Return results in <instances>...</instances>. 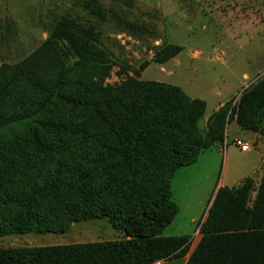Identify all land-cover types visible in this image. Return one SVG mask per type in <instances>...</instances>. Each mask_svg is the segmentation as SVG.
I'll list each match as a JSON object with an SVG mask.
<instances>
[{
    "label": "trees",
    "instance_id": "1",
    "mask_svg": "<svg viewBox=\"0 0 264 264\" xmlns=\"http://www.w3.org/2000/svg\"><path fill=\"white\" fill-rule=\"evenodd\" d=\"M85 5L92 24L61 16L30 54L0 65V234L103 217L121 237L0 247V264H151L187 250L190 235L160 233L177 210L173 172L210 147L196 127L204 102L156 80L103 83L119 62L101 39L114 12ZM234 99L208 115L212 141L231 119L264 136V77ZM250 180L217 187L184 264H264V169L252 198Z\"/></svg>",
    "mask_w": 264,
    "mask_h": 264
},
{
    "label": "rangeland",
    "instance_id": "2",
    "mask_svg": "<svg viewBox=\"0 0 264 264\" xmlns=\"http://www.w3.org/2000/svg\"><path fill=\"white\" fill-rule=\"evenodd\" d=\"M97 1L114 12V15H109V23L103 24L101 39L119 61L112 66L103 83H118L126 76L156 80L179 86L187 95L205 102V110L196 120V127L211 149L186 171L176 173L172 181L173 201L184 205L185 210L193 195L203 196L208 188L207 181L210 186L214 181H229L239 162L249 159L252 162L256 158V152L251 149L254 148L262 152L263 160L259 168L249 175L247 196L252 198L264 169V136L245 129L251 138L238 135L225 142V123L222 139L212 141L207 134L206 114L224 98L225 88H231V97L237 99L243 88L264 77V0ZM85 3L93 7V0H0V65L16 63L30 54L61 16H75L81 22L86 18L92 24L93 15ZM118 26L126 29L116 30ZM175 48L177 51L172 58L166 59L162 68L153 61ZM142 62L146 64L141 66ZM120 63L124 70L118 75ZM244 74L249 79L245 80ZM238 81L246 82L241 90L234 88ZM235 139L247 141L251 146L245 150L238 148L234 144ZM210 154L214 157L216 170L211 164ZM199 187L202 188L200 192ZM216 189L210 193L208 205ZM181 213L183 216V209ZM219 216V212L214 215L218 223L222 217ZM73 224L63 232L0 234V247L117 237L112 236L115 231L103 217L79 220ZM171 264H180V261Z\"/></svg>",
    "mask_w": 264,
    "mask_h": 264
},
{
    "label": "crops",
    "instance_id": "3",
    "mask_svg": "<svg viewBox=\"0 0 264 264\" xmlns=\"http://www.w3.org/2000/svg\"><path fill=\"white\" fill-rule=\"evenodd\" d=\"M166 62H167V60L159 63L160 67L162 68V65H164ZM243 77H245V80L249 79L246 74H244ZM245 85H246V82L243 83L242 81L241 82L238 81L234 88H235V90L237 88H239L241 90ZM177 87H179V86H177ZM226 87H228V86H226ZM225 89H226L225 90L226 95L224 96V98L219 103H217L215 105L213 110L218 108L220 105H222L228 99H230V97L232 96V89L231 88H225ZM181 91L189 98H196V97H191V96L187 95L182 89H181ZM198 99H200V98H198ZM203 102H204V100H203ZM204 110H205V102H204ZM210 113L206 114V116L209 115ZM238 135L245 137V138H251L252 137L251 134L249 132H247V130L239 127V125L233 119L229 120V122L226 124L224 141L227 142L228 139H232ZM212 148H216V147H212ZM210 149L211 148L200 152L194 162H192L188 165L182 166L173 172L171 179H170V191H171V200L172 201H173L172 181H173L174 177L176 176V173H178V171H179V173H180V171H183V172L186 171V169H188L187 168L188 166L197 163L199 161V159L202 157L203 153L210 150ZM251 149H253L256 152V158H253L252 162H249L250 159L249 160H243V161L239 162L238 166L236 167L237 170L235 171V174L232 176V178L229 179V181H225V182L221 181L219 183H215V181H214V183H212L211 186L208 184V181H207L206 186L208 188H207L206 192L203 194V196L201 194H199L197 196L193 195L191 200L189 201L188 206L185 208V210H184V205L183 206L180 205L178 203V201H173L177 206V210H176L173 218L171 219V221L163 227L160 234L165 235V236L181 235V234L190 235L187 252L181 258H171V259H165V260H158V261H155L151 264H171L174 261H180V264L185 263V260H186L187 256L189 255L190 251L194 248V246L197 244L198 240L201 237V233L198 231V224H200V222H202V220L204 219V217L206 215V211L209 207L208 204H209L210 193L217 187L224 186V187L230 188L232 186L237 185L239 180H241L245 176H249L252 173H254L255 170L258 169L259 166L261 165V161L263 160L261 157L262 152L254 149V148H251ZM246 150H248V149H246ZM209 158H210V161L212 162L211 164H212L213 168H215V170H216V166L214 164V157L210 154ZM200 191H202V188L199 187V192ZM182 209H183V216L181 213ZM221 218H225V216H223ZM220 221H221V219H220ZM72 224H73V222L69 224L68 228L69 227L71 228L74 225V224L73 225ZM181 228H183V229H181ZM105 229H108L107 226H105ZM113 230L115 231V233H112V236H117L115 238L121 237V234L119 232H117L115 229H113ZM115 238L107 237L106 239H98V240H93V241L112 240ZM75 242H84V241H69L66 243H75ZM66 243H57V244H66ZM49 245H55V244H49Z\"/></svg>",
    "mask_w": 264,
    "mask_h": 264
},
{
    "label": "built area",
    "instance_id": "4",
    "mask_svg": "<svg viewBox=\"0 0 264 264\" xmlns=\"http://www.w3.org/2000/svg\"><path fill=\"white\" fill-rule=\"evenodd\" d=\"M234 144L238 147V148H242V149H245V148H248L249 146H251L249 144V142L247 141H242L240 139H235L234 140Z\"/></svg>",
    "mask_w": 264,
    "mask_h": 264
}]
</instances>
